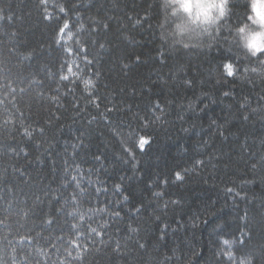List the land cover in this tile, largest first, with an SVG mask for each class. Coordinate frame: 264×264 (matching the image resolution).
I'll list each match as a JSON object with an SVG mask.
<instances>
[{
	"label": "trees",
	"instance_id": "obj_1",
	"mask_svg": "<svg viewBox=\"0 0 264 264\" xmlns=\"http://www.w3.org/2000/svg\"><path fill=\"white\" fill-rule=\"evenodd\" d=\"M232 2L242 15L243 0ZM48 5L51 21L42 19L39 0H0V264L65 259L58 239H74L67 229L79 220L44 221L60 207L57 190L72 175L107 193L99 203L91 198V207L106 209L91 226L107 223L108 234L103 244L96 237L87 253L88 244L80 242L83 264H226L215 256L221 238L249 234L233 250L264 264V67L245 70L250 57L230 41L227 24L209 37L175 43L163 23L162 0ZM65 20L79 35L58 45ZM76 40L88 42L93 63L87 68L82 54L64 51L77 47ZM236 58L234 80L224 63ZM69 62L98 87L85 89L75 77L62 81ZM143 137L149 142L141 149ZM157 192L160 198L153 197ZM116 210L119 220L110 218ZM26 234L35 242L20 239Z\"/></svg>",
	"mask_w": 264,
	"mask_h": 264
},
{
	"label": "snow or ice",
	"instance_id": "obj_2",
	"mask_svg": "<svg viewBox=\"0 0 264 264\" xmlns=\"http://www.w3.org/2000/svg\"><path fill=\"white\" fill-rule=\"evenodd\" d=\"M39 3L42 6V12H43L42 19L45 21H51L54 17V13L49 11L48 0H39ZM52 7L55 8L56 6L53 5ZM230 7L231 9H233L232 14H231V20L235 21V20L242 19V15L234 11V9L236 7H239V5L234 4L231 0ZM243 7H246V5H243ZM65 9H66V6H60L59 13H63L67 15V12ZM109 27L110 25H105L106 30ZM80 28L83 29L84 25L81 24ZM65 33H67L66 36H65ZM96 34L97 33L95 31L92 33V35H96ZM78 35H79V32L73 33L72 30L70 29L68 20H65L63 25L60 26L58 29L56 43L58 45H67L69 41L74 40L75 37ZM87 43L88 42L85 40H76L77 47H64V51L68 53V55L70 56L77 54V53L82 54L85 58L86 68L89 67L93 63L92 60L87 59V56H88V52L86 50ZM101 47L103 48L104 46L101 45ZM96 62L99 63V60H97ZM234 63L239 64V59L236 58L235 62L224 63V68L226 69L227 77H231L235 80L236 77L234 76V72H233ZM251 64L264 65V54H262L261 56H257L254 59L250 58V62L245 64L246 71L248 70L247 65H251ZM73 65H74L73 62L67 63V74L62 73L60 76V79L62 81H67L69 77H75L76 79H79L83 83L85 89L90 90L95 87H98L97 80L85 79L83 75H80V73L83 70L77 66L79 70L75 71L73 69ZM251 71L256 72L257 71L256 67H252ZM95 75L99 77L101 75V72L98 70L95 73ZM240 80L241 82H244V83H251L253 85V88H255L256 86L255 81L244 80L242 77L240 78ZM261 84H264V79L261 80ZM229 94H230L229 91H225L223 93V95L226 97ZM93 95H95V93H93ZM262 97H264V92H262ZM53 99H56V97H53ZM0 104H3L2 100H0ZM241 107L246 111L248 108V105L246 104L241 105ZM250 118H251V115L245 117V119H250ZM148 142H149L148 139L143 137L140 141L141 149H143ZM82 178H83L82 176L81 178H78L77 175H72L71 179H69V177H66L64 179L65 184L61 185L59 189L57 190L58 199L55 200V204L60 205V207L55 208L54 210L50 211L47 214L48 219L44 221V223L51 226L58 222L60 216L64 217L65 224H67L69 220L71 221L79 220V223H71L70 227L67 229L68 235L74 236V239L70 240L68 243L64 242L63 237H60L58 239V243L64 246L65 251L67 253L65 259L61 261L60 264H83L80 242L83 241L86 244H88V247H85L83 249V251L87 253L89 248L95 246L96 237H100L101 239L99 242L103 244L104 243L103 236L108 234L107 229L109 225L107 223L97 224L96 227L91 226V224L96 220L97 216H99L100 219H103L102 214L106 211V209L104 208L91 207V204H92L91 198L93 195H96L97 203H99V196L104 195L106 197L107 193L101 192L99 188H97L95 192H93L92 187H91L93 182L89 180L87 184H85L84 182H82ZM175 178L178 181L181 180L182 179L181 174L177 172L175 174ZM69 188L72 189L70 198L67 195V190ZM116 191H117V194H119V192L122 191V187L120 184L116 185ZM228 191L231 193L233 192V189L229 188ZM160 195L161 194L157 192L153 194V197L160 198ZM236 195L239 196L240 192H237ZM242 198L247 199V195L245 194ZM129 199L130 197L128 195L124 196L125 202H128ZM61 201L63 202L62 204H61ZM171 203L175 205L178 203V201H171ZM85 204L89 205V207L86 210H84ZM141 212H142V208H137L135 212V216L138 217ZM43 215L44 213H43V210L41 209V216ZM129 215L131 216L132 214L129 213ZM120 216H121V212L119 210H116L114 212V215H112L110 218L113 220H119ZM241 219H243L245 221V224H247V221H248L247 212L245 216L242 217ZM0 223H2V221H0ZM84 224H88L89 227L85 229ZM166 227L167 226L165 225V228ZM165 228L161 229L162 233H165ZM63 231L64 229L61 228V232ZM128 231H135V229L129 226ZM240 235L241 237H244L245 233L242 231ZM25 238L29 240L30 244L35 242L34 238L30 234H26L25 236L20 237L21 240H24ZM251 238L252 237L250 234L247 236V239H236L235 237H233V239L221 238L220 244L223 246L219 247L215 253V256L218 258L217 260L223 259L226 262V264H256V257L250 254H246V253H240L238 257L236 254V251L233 250V245H239L240 247H243L245 242L250 241ZM89 241L90 243H88ZM8 243L9 245H11L12 242L8 241ZM144 246L145 245L143 244L140 245V247H144ZM119 248H120V243L119 241H117L116 249L118 250ZM225 248H227V250H225ZM57 252L59 254V249H57ZM73 252L76 253L74 257L72 255ZM69 258H71V260H69ZM13 264H15V258H13Z\"/></svg>",
	"mask_w": 264,
	"mask_h": 264
},
{
	"label": "clouds",
	"instance_id": "obj_3",
	"mask_svg": "<svg viewBox=\"0 0 264 264\" xmlns=\"http://www.w3.org/2000/svg\"><path fill=\"white\" fill-rule=\"evenodd\" d=\"M243 3L242 19L232 21L231 0H162L163 23L178 44L209 37L227 24L230 41L254 59L264 54V0Z\"/></svg>",
	"mask_w": 264,
	"mask_h": 264
}]
</instances>
